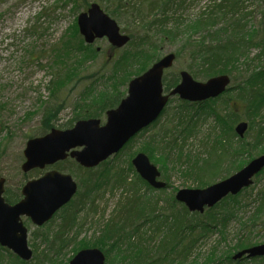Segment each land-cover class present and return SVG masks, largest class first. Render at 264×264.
Here are the masks:
<instances>
[{
    "label": "trees",
    "instance_id": "16d2710c",
    "mask_svg": "<svg viewBox=\"0 0 264 264\" xmlns=\"http://www.w3.org/2000/svg\"><path fill=\"white\" fill-rule=\"evenodd\" d=\"M185 1H112L114 9L111 10V15L118 19L128 17L129 26L133 25L134 27L135 25V29L132 28L130 32L129 48L123 51L111 46L108 48L107 59H103L101 67L90 75L94 76L95 83L98 79L105 80L108 86L100 94L99 99L86 98L82 102L84 108L78 103L75 108L80 111V114L67 127L72 128L80 119H100L107 111L119 105L123 99L122 93L119 92V85H127L133 76L137 77L144 73L149 68L152 59L155 58L158 47L150 33L153 28H156L165 38L179 41L181 44L180 49L175 53L177 60H181L185 54L191 52L188 56L193 63L189 62V64L193 65L191 68H196L194 75L197 77L208 80L225 74L242 83L235 87L236 92L233 98L225 99L224 95L227 92L217 99L199 105L179 101L180 106L173 110L172 114L168 109H165L163 114L169 115L167 123L160 129H156L160 125L159 118L150 126L156 130L150 141L143 145V152L151 159L153 153L158 151L162 155L164 163L170 159L171 153L175 150H178L182 157L188 138L196 134L203 120L208 117L216 119L223 133L219 132L216 127V131H218L208 139V143L204 144L203 148H206L207 154L214 155V157L219 155L221 144L226 145L223 148L227 149L225 151L227 154L231 153L229 147L234 149L233 145L229 141L225 144L228 140L224 134L226 129L227 133L232 136L230 141L234 145L235 140L238 139L236 145L238 149L231 150L232 152L242 150L241 153L249 154L264 145V13H262L258 25L250 26L252 29H249L248 17L252 14L247 10L252 5L248 4V0H208L196 19L190 22L186 31H182L186 21L179 15V11ZM177 6H179V10L174 9ZM82 7L88 8L86 5ZM185 33L189 36H184ZM198 35L201 37L197 40L195 37ZM81 38L77 29V44L74 46L68 44L65 47L68 55L70 48H74L76 51H81L80 59L83 61H89L95 57L97 59L98 53L101 55L100 50H94L93 45H86L84 39ZM253 47L262 50L249 59V50ZM244 58H247L245 62H243ZM80 59L75 61L76 65L81 64ZM60 63L62 65V61ZM73 68L76 67L71 66L62 78L59 73L64 72V68L59 73L53 74L54 80L49 88L52 92V101L45 106L42 112L43 135L56 128L54 122L67 100L63 97L66 83L73 82L74 78L77 79V82L82 80L79 72L77 70L75 72ZM179 82L180 74L164 78L165 91L169 93ZM90 86H94L93 82ZM231 100H237L243 110L247 112V118L249 120L252 118L255 122L254 126L249 127L248 131L250 132L246 139L239 138L234 132L235 126L242 121V118L237 113V108L232 106ZM93 108L94 111H91ZM256 118H261V121L256 122ZM150 127L146 128L143 133ZM181 139H183L182 143H180ZM132 140L116 157L96 169L81 168L71 159L64 162L70 164L69 170L76 172L81 177L80 191L74 200L63 209L62 222L58 230L53 231L50 237L49 232L42 235L44 241L50 244L46 251L35 255L38 264L45 262L56 264L51 250L57 247V251H63L75 241L76 237L72 239L70 234L78 225L80 214L83 211L96 213L97 204L105 194L118 188L123 191L122 200H119L115 210L116 217L107 221L108 225L94 246L104 251L107 258H109V252L117 251L128 256L127 264H180L189 260L200 241L209 237L211 233L214 235V231H218L222 235V240L218 244L227 241L228 227L234 216L229 209L231 206L238 209L240 202L242 203L241 197L247 193V196H251L250 191L253 187L243 190L238 195L227 197L215 207L206 209L203 214L189 212L175 198L164 201L167 206L161 207L160 204L163 201L148 196V192H157L158 190L152 189L141 179L135 172L131 161L127 162L126 168L114 164V160L126 151ZM209 165L210 163L205 164V167H209ZM60 166L62 165L59 164L58 167ZM263 173L264 171L256 178ZM192 177L197 181L200 180L198 176ZM253 203L256 205L255 211L250 217L251 220L244 224L243 230L250 233L258 228L259 232H264V190L258 192L257 199ZM177 205L181 206L179 210H176ZM225 205L230 206L229 214L224 213L223 215L216 212ZM243 244L245 248L254 246L248 240H244ZM237 246L239 247V245ZM236 250H238L237 247ZM260 259L263 258L251 260L244 258L234 261L232 257L227 256L223 260L217 261V264H243L244 261L259 264ZM0 264L28 263L0 248Z\"/></svg>",
    "mask_w": 264,
    "mask_h": 264
},
{
    "label": "rangeland",
    "instance_id": "374dc122",
    "mask_svg": "<svg viewBox=\"0 0 264 264\" xmlns=\"http://www.w3.org/2000/svg\"><path fill=\"white\" fill-rule=\"evenodd\" d=\"M112 1L0 0V179L6 181L5 197L7 191L10 194L20 193L22 187L27 182L40 178L51 169L71 174L75 181L80 184L81 177L76 172L69 170V163L63 162L59 163L62 165L60 167H58L59 164H56L44 170H33L28 173H24L21 167L25 162L24 150L27 142L35 136H42L44 133L42 112L45 106L52 101V92L49 88L51 87V82L54 80V73L57 74L64 68L65 71L59 73L61 74L60 78H62L65 72H68L72 66L76 67L73 68L74 71L76 72L77 70L80 78H82L80 82H77L76 78H74L73 82L68 81L63 89V97L67 100L64 102V107L54 122L55 127L58 129L70 128L67 126L80 114V111L75 106L78 103L81 106L84 105L82 102L86 98H98L108 86L105 80L98 79L97 83H95L94 76H90L107 59L106 52L110 47L107 39H101L95 42L92 48L94 50H100L102 56L98 53L97 59L95 57L89 61L81 60V51H76L74 48H70L68 55V52H66L67 48L65 47L68 44H72V46L77 44V29L79 32L77 25L78 16L94 3L100 5L106 14L118 23L121 30L130 36V32L132 28L135 29V25L134 27L133 25L129 26L127 23L128 17L118 19L111 15L110 12L114 9V6L111 4L113 3ZM207 1L186 0L184 2L182 9L179 11V15L186 21L182 31H186L190 22L196 19ZM247 2L252 5L247 10V12L252 14L248 17L250 23L249 29H252L250 26L258 25L262 13H264V0H248ZM83 5H86L88 8L82 7ZM174 9L179 10V6ZM150 34L158 49L149 68L164 56L172 53L175 54L181 47L179 41L165 38L156 28H153ZM185 35L187 37L189 36L187 33ZM200 37L198 35L195 38L198 40ZM128 46L120 51L127 50L129 48ZM261 50L256 47L251 48L248 58L252 59ZM190 53L189 51L187 55L185 54L184 58L176 60L173 68L166 72L165 78H171L174 74L179 75L181 71H186L197 81L205 82L206 80L194 75L196 68H191L193 65L189 64V62H192L188 56ZM78 59L82 62L76 65L77 62L75 61ZM246 60L247 58H244L243 62ZM61 61L62 65H60ZM134 77L136 76H133L129 82ZM92 82L94 86L89 87ZM129 82L124 86L119 85V92L122 93L123 98L127 96ZM241 83L232 78L231 90L224 95L225 99L233 98L236 92L235 87L238 84L241 85ZM179 101L178 96L170 97V102L165 109H168L170 113L173 112V110L180 106L181 103ZM231 104L237 108V113L241 116L242 121H245L249 127L251 125L254 126L255 122H253L252 118L250 120L247 118V112L243 110L242 105L237 100H231ZM91 111H94V108ZM168 119L169 115L162 114L160 116V125L156 129L163 127ZM100 120L102 123H105L106 114L102 115ZM255 120L256 122H260L261 118H256ZM203 122L196 134L188 138L189 140H187L182 157H180L178 150H175L171 153L170 159L164 163L162 155L157 151L153 153L150 159L152 164L161 173L159 180L167 184V188L162 191L148 192L149 198L163 201L160 204L161 207L167 206V203L164 201L175 198L178 191L210 187L228 179L245 168L252 160L264 155V145L249 154L241 153L242 150L232 152L231 150L238 149V146H236L238 139L235 140L234 145L230 141L232 136L227 133V129L224 133L228 138L225 144L229 141L233 145L234 149L229 147L231 153L227 154L225 152L227 149L223 148L226 145L221 144V147H219V155L214 157V155L207 154L206 148H203L204 144L206 142L208 143V139L215 135L218 130L221 133L223 131L213 117L205 118ZM216 127L218 128L217 131ZM156 129L150 127L148 131L144 133L143 131L140 132L136 136V139H133L127 146L126 151L114 160V164L126 168L127 162L129 163L137 154H146L142 150L144 149L143 145L150 141ZM249 132L244 136L245 139ZM248 139L250 140V137ZM182 141L183 139L180 140V143ZM208 163H210L209 167H205V164ZM192 176H198L200 179L198 180L199 182ZM131 177L133 178L134 176L132 175ZM252 187L253 189L250 191L252 195L247 196L248 193L243 195L241 197L242 203L240 202L238 209L225 205L216 211L223 215L224 213L229 214L228 209L230 207L229 211L234 214L233 220L228 227L227 241L223 244H218L222 240V235L218 231H214V235L211 233L210 236L208 235L209 237L200 241L193 256L189 260L180 264H217V261L223 260L227 256L234 258L237 253L247 249L245 248V243L242 245L244 240H248L254 246L264 244V232H259L260 230L258 228L252 230L253 232L250 233H246L247 230H243L244 224L251 220L250 217H252L255 211L256 205L253 201L257 199L258 192L264 190V173L254 179ZM122 191L121 188H118L113 192L106 193L98 202L96 213L83 211L80 214L78 225L70 234L72 239L76 237L75 241L64 248L63 251H57V247L51 250L52 256L56 259V264H69L79 251L86 248H94L97 243L96 241L101 238L105 227L108 225L107 221L112 217H116L115 210L117 209L119 200H122ZM180 208L181 206L177 205L176 210ZM63 212V210L59 211L55 218L43 228H38L29 222L27 226L29 230L28 241L34 256L28 264H38L35 260V255L39 252L46 251L50 244L44 241L42 235L48 234L49 232L50 237L53 231L58 230L62 222ZM23 218L27 219L26 217ZM37 234L38 236H36ZM236 247L238 250H236ZM127 261L129 262L128 256L125 254L111 251L109 252V258H107L106 264H127ZM255 263L257 264V262L244 261L243 264ZM258 263L264 264V259H260ZM44 264L50 263L45 262Z\"/></svg>",
    "mask_w": 264,
    "mask_h": 264
},
{
    "label": "water",
    "instance_id": "95a60500",
    "mask_svg": "<svg viewBox=\"0 0 264 264\" xmlns=\"http://www.w3.org/2000/svg\"><path fill=\"white\" fill-rule=\"evenodd\" d=\"M80 35L92 45L106 38L112 47L121 49L130 37L121 32L118 23L106 14L98 4H92L87 12L78 17ZM175 54H168L139 77L132 79L128 92L120 105L107 112L104 125L98 119L81 120L69 130L53 129L49 134L27 142L22 170L45 169L68 157L81 167L91 169L118 154L139 132L154 123L164 111L170 97L179 96L188 102H203L223 94L231 83L227 75L198 82L188 72L181 73L180 84L168 95L164 94L163 77L172 68ZM247 123H240L236 132L244 137ZM132 165L151 187L163 189L166 183L159 181L161 173L147 155L138 154ZM264 170V155L252 160L245 168L205 189H183L176 200L190 212L204 213L229 195H237L253 185V179ZM5 180L0 179V246L8 249L21 260L29 262L33 252L28 245V230L23 217L37 226L48 223L53 216L76 195L78 185L70 174L59 171L47 172L43 177L28 182L22 189L23 199L10 205L4 198ZM264 257V244L245 249L234 260ZM106 257L98 248L84 249L69 264H105Z\"/></svg>",
    "mask_w": 264,
    "mask_h": 264
},
{
    "label": "flooded vegetation",
    "instance_id": "af4514ba",
    "mask_svg": "<svg viewBox=\"0 0 264 264\" xmlns=\"http://www.w3.org/2000/svg\"><path fill=\"white\" fill-rule=\"evenodd\" d=\"M51 170H54V169H51ZM28 183V182H27ZM23 188V187H22ZM6 202L8 203V204H10V205H16V204H18L19 202H21V200L23 199V196H22V189H21V191H20V193H13V194H10L9 193V191H7V193H6ZM27 219H24V218H22V222H23V224H24V226L27 228V230H28V224H29V222H31L32 223V221H31V219L30 218H28V217H26ZM54 218H55V216H54ZM53 218V219H54ZM52 219V220H53ZM51 220V221H52ZM50 221V222H51ZM50 222H48V223H46L45 225H43V226H41V227H38V228H43V227H46ZM36 226V225H35ZM28 236H29V230H28ZM36 236H38V234L36 235ZM29 242V241H28Z\"/></svg>",
    "mask_w": 264,
    "mask_h": 264
}]
</instances>
